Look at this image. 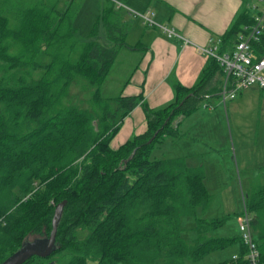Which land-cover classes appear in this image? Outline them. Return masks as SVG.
I'll list each match as a JSON object with an SVG mask.
<instances>
[{
    "label": "trees",
    "instance_id": "16d2710c",
    "mask_svg": "<svg viewBox=\"0 0 264 264\" xmlns=\"http://www.w3.org/2000/svg\"><path fill=\"white\" fill-rule=\"evenodd\" d=\"M56 1L15 0L6 6L11 15L0 11V263L29 235L47 237L62 201L55 250L22 264H183L234 242L209 235L229 215L196 217L195 242L181 237V216L210 205L205 173L183 157H151L156 143L178 136L177 118L218 95L221 83L214 79L223 72L216 59L208 57L193 85L174 82L173 99L163 106L149 107L142 94L104 97L101 85L127 45L125 10L103 0L88 39H82L73 26L79 6L71 0L58 9ZM252 23L248 9L237 13L220 37V51L232 48ZM98 24L109 45L94 38ZM41 48L50 57L44 65L36 60ZM251 48L256 58L264 54V28ZM74 84L87 93V107L71 100ZM137 105L145 130L111 147ZM243 202L264 261V183ZM238 239V259L215 264H243L245 246Z\"/></svg>",
    "mask_w": 264,
    "mask_h": 264
},
{
    "label": "crops",
    "instance_id": "0c3cea01",
    "mask_svg": "<svg viewBox=\"0 0 264 264\" xmlns=\"http://www.w3.org/2000/svg\"><path fill=\"white\" fill-rule=\"evenodd\" d=\"M70 1L68 0V3ZM91 1L95 6V10L98 9L96 13H99V5L103 0H74L79 7L85 2ZM113 1L117 7L119 6L125 10V16L127 17V45L123 47L128 52L129 50H139L137 63L119 90L118 95L142 94L143 100L151 108L163 106L173 99L174 82L177 81L187 87L196 82L208 60V57L201 53L199 47L205 46L210 37L220 38L241 10L248 9L251 14H254L257 9L264 7V0ZM253 4L256 5V9L252 7ZM66 6L63 5L60 9H64ZM127 9L139 13L152 12L151 18L157 25L173 28L181 37H168L160 27L147 25L140 17L130 14ZM184 38L188 39L189 42L184 43ZM127 39H130L131 42L128 43ZM214 81H219L220 84L222 75H216ZM248 88L243 94L240 91L241 98L231 101L230 105L242 104L247 98L255 99V103L260 108L258 119L262 120L264 124V90L256 86ZM210 96L205 97L191 113L181 116L173 122V128L178 132V136H166L171 137L174 146L176 144L178 146L175 156L172 157H183L190 167L202 166H193L189 163L193 156L190 143H197V139L193 137L191 131L198 125H203L205 121L209 123L205 124L210 126V120L214 118L216 112L200 109L201 105L203 107L209 105ZM216 96L221 99L219 93ZM145 128L144 111L140 105H137L124 117L119 131L111 140V147L117 148L133 134L142 133ZM259 155L257 156L259 161L255 163L253 168L264 169V149Z\"/></svg>",
    "mask_w": 264,
    "mask_h": 264
},
{
    "label": "rangeland",
    "instance_id": "374dc122",
    "mask_svg": "<svg viewBox=\"0 0 264 264\" xmlns=\"http://www.w3.org/2000/svg\"><path fill=\"white\" fill-rule=\"evenodd\" d=\"M38 0H19L20 3L37 2ZM40 1V0H39ZM58 1V2H57ZM57 7L60 9L66 6L68 0H57ZM0 0V11L10 14L15 0H9L7 4ZM92 2V1H91ZM83 3L73 19V26L82 39H88V34L94 25L98 9L95 10L93 2ZM16 10V8H13ZM13 12V11H12ZM15 23L12 20V23ZM103 44L109 45L106 40L105 31L102 25L98 24V34L94 37ZM128 43L131 42L127 39ZM125 47L119 49L117 58L113 63L104 84L101 87L104 97H115L118 95L122 85L133 71L139 56V50L126 51ZM36 60L44 65L50 61V57L41 48ZM41 70L34 71L32 76L40 75ZM249 88L242 90V94ZM242 94L235 99H227L224 104L219 102L218 97L210 96L209 105L200 109L216 112L214 118L207 125L204 123L193 128V137L197 143H190L193 156L189 163L201 167L205 173L204 183L208 193L211 195L209 207L202 210L197 208L196 215H183L180 218L181 237L187 243H194L198 237L196 231V217L215 218L229 215V218L217 228L211 230L209 235L226 238H235V241L204 254L199 259L185 258L183 264H215L229 260L232 255L238 254L240 232L238 229L237 215L244 208L243 196L252 188L264 183V169L253 168L259 161L264 149V124L258 119L260 108L255 99L247 98L242 104L230 105L231 101L238 100ZM71 100L80 106L87 107V93L74 84L70 88ZM264 109V106H263ZM262 109V111H263ZM221 111V112H220ZM206 125V126H205ZM177 144L174 146L171 137H165L160 143H156L151 151L152 158L172 157L177 151ZM35 235H29L32 240ZM61 263V262H59ZM162 264V259L158 261Z\"/></svg>",
    "mask_w": 264,
    "mask_h": 264
},
{
    "label": "built area",
    "instance_id": "2783aa9c",
    "mask_svg": "<svg viewBox=\"0 0 264 264\" xmlns=\"http://www.w3.org/2000/svg\"><path fill=\"white\" fill-rule=\"evenodd\" d=\"M256 9V5L252 6ZM128 10V9H127ZM130 14L140 17L149 26H158L168 37L179 36L173 28L157 25L151 18L152 12L144 13L128 10ZM264 28V7L257 9L253 14V23L244 26L237 35L232 48L220 51V38L210 37L205 46L199 47L201 53L206 57H213L220 65L223 75L219 96L224 103L227 99H233L243 89L256 86L264 90V54L256 58L252 52L251 44L258 40ZM184 43L189 42L184 38ZM240 239L245 246L243 264H264L260 259L259 249L255 241L251 226V214L245 206L237 215ZM237 260L238 255H232Z\"/></svg>",
    "mask_w": 264,
    "mask_h": 264
},
{
    "label": "water",
    "instance_id": "95a60500",
    "mask_svg": "<svg viewBox=\"0 0 264 264\" xmlns=\"http://www.w3.org/2000/svg\"><path fill=\"white\" fill-rule=\"evenodd\" d=\"M154 136L149 140L151 141ZM65 201L58 203L52 217V228L47 237L25 240L21 246L6 257L0 264H22L31 256L47 257L55 250L57 225L60 220Z\"/></svg>",
    "mask_w": 264,
    "mask_h": 264
}]
</instances>
